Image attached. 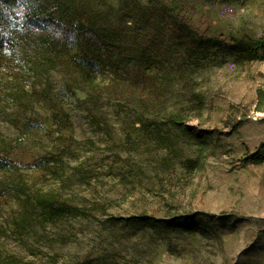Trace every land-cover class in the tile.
<instances>
[{"label": "rangeland", "instance_id": "obj_1", "mask_svg": "<svg viewBox=\"0 0 264 264\" xmlns=\"http://www.w3.org/2000/svg\"><path fill=\"white\" fill-rule=\"evenodd\" d=\"M47 8L91 33L69 49L0 13L1 264H264V163L244 161L264 142V58L242 45L264 36V0ZM38 196L81 213L53 218ZM195 213L207 236L131 219Z\"/></svg>", "mask_w": 264, "mask_h": 264}, {"label": "trees", "instance_id": "obj_2", "mask_svg": "<svg viewBox=\"0 0 264 264\" xmlns=\"http://www.w3.org/2000/svg\"><path fill=\"white\" fill-rule=\"evenodd\" d=\"M156 0H150V3ZM164 10L161 12V22L167 26V30L177 37L183 35V29H188L180 22L175 20V17L170 14L167 7L162 6ZM47 0H0V13L2 11L15 10L18 13V24L13 25L9 30L21 32L28 30L36 37L50 35L58 39L61 43L69 45L74 43L76 38H89L91 26L86 24L85 20H77L75 18H53L52 12L47 10ZM147 10V9H145ZM167 12L168 14H164ZM21 24V25H20ZM20 25V26H19ZM18 26L20 30H18ZM25 27V28H23ZM23 29V30H22ZM190 37V36H189ZM200 42L208 46L216 45V41L200 37ZM249 60L258 59L260 55L264 58V36L252 41L250 44H242ZM88 85H92L88 82ZM257 111H264V86L257 91ZM6 156H0V169H5L7 164ZM244 161H252L254 163H264V142H262L257 151L253 154L245 156ZM36 206L42 211H49L51 217L56 218L64 214L81 213L78 208L66 207L55 208L53 199L47 196H38L36 198ZM210 218H213L210 217ZM132 225H140L143 228L153 230L155 232H163L166 234H200L207 236L210 226L202 214H182L171 215L168 217L157 218L151 215H139L132 217ZM245 219V218H242ZM2 251L0 250V264L3 263ZM7 264H32L22 262L13 256H7Z\"/></svg>", "mask_w": 264, "mask_h": 264}]
</instances>
